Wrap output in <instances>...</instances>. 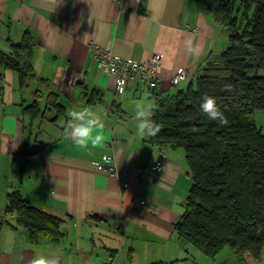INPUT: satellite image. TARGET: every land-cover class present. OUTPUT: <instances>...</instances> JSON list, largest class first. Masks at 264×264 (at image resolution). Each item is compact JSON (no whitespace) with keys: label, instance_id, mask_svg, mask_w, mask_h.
<instances>
[{"label":"crops","instance_id":"0c3cea01","mask_svg":"<svg viewBox=\"0 0 264 264\" xmlns=\"http://www.w3.org/2000/svg\"><path fill=\"white\" fill-rule=\"evenodd\" d=\"M25 31L34 41L27 84L21 88L0 64V264H30L36 254L55 255L58 264H247L249 255L240 262L222 249L210 257L178 237L175 223L192 183L184 151L136 134L138 103L171 101L205 56L226 46L215 19L193 0H0V49L8 52ZM91 43L137 61L158 53V85L133 77L116 92ZM178 67L186 75L173 84ZM33 99L38 111L31 115L24 106ZM78 107L102 125L87 150L66 134L67 112ZM105 154L113 156L114 175L94 167ZM141 163L146 170L138 171ZM153 164L161 171H151ZM16 188L61 219V239L31 242L15 216L4 215Z\"/></svg>","mask_w":264,"mask_h":264},{"label":"trees","instance_id":"16d2710c","mask_svg":"<svg viewBox=\"0 0 264 264\" xmlns=\"http://www.w3.org/2000/svg\"><path fill=\"white\" fill-rule=\"evenodd\" d=\"M193 1L221 26L227 44L205 56L194 80L171 101L152 108L158 130L150 140L182 148L190 169L191 187L175 223L178 237L210 257L228 247L244 262L264 246V129L255 118L264 110V0ZM8 46V52L0 49V64L17 74L23 88L32 74L33 36L25 31ZM205 94L215 98L226 123L200 110ZM24 110L36 114L37 100ZM26 147L22 142L20 155ZM4 215H14L31 242L64 235L61 219L18 188L7 193Z\"/></svg>","mask_w":264,"mask_h":264},{"label":"clouds","instance_id":"9594fccd","mask_svg":"<svg viewBox=\"0 0 264 264\" xmlns=\"http://www.w3.org/2000/svg\"><path fill=\"white\" fill-rule=\"evenodd\" d=\"M200 110L206 113L212 120L219 123H226L224 114L219 110L215 98L205 94L200 102ZM69 117L66 126L67 138L83 149H88L89 145L99 142L100 136L96 129L101 127L100 117L87 107L71 108L68 110ZM153 109L149 103H138L136 105L134 118L136 120V134L141 138L150 137L158 130V125L152 119ZM30 264H58V257L55 255L36 254Z\"/></svg>","mask_w":264,"mask_h":264},{"label":"built area","instance_id":"2783aa9c","mask_svg":"<svg viewBox=\"0 0 264 264\" xmlns=\"http://www.w3.org/2000/svg\"><path fill=\"white\" fill-rule=\"evenodd\" d=\"M93 51V60L99 69L108 72L114 77V90L121 92L125 87L127 80L130 78H137L143 83H146L150 87L158 85L159 64L160 55L158 53H152L146 60L137 61L131 58H124L115 53L105 46L90 44ZM186 70L184 67H178L174 74L171 76V83L176 84L180 80L184 79ZM95 169L104 171L109 175L115 174V166L113 164L112 154L104 155V162H96L94 164ZM162 165L153 164L149 166V169L154 173L161 171ZM138 171H144L147 169L146 164H139ZM128 184L127 179H121V185L126 187ZM140 204H144V200L139 201Z\"/></svg>","mask_w":264,"mask_h":264},{"label":"rangeland","instance_id":"374dc122","mask_svg":"<svg viewBox=\"0 0 264 264\" xmlns=\"http://www.w3.org/2000/svg\"><path fill=\"white\" fill-rule=\"evenodd\" d=\"M40 104L43 106L44 105V98L41 99ZM255 113H258L259 115V119L257 120V124L262 127L264 129V110H257ZM48 115H50V112H47ZM225 251H230L234 256L233 252L231 251V249H229L228 247L223 248ZM235 259H237L235 257ZM247 264H264V246L261 248V251L259 253L258 256H250L247 261Z\"/></svg>","mask_w":264,"mask_h":264}]
</instances>
